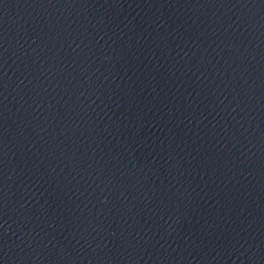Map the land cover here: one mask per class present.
Here are the masks:
<instances>
[{
  "label": "water",
  "instance_id": "water-1",
  "mask_svg": "<svg viewBox=\"0 0 264 264\" xmlns=\"http://www.w3.org/2000/svg\"><path fill=\"white\" fill-rule=\"evenodd\" d=\"M0 264H264V0H0Z\"/></svg>",
  "mask_w": 264,
  "mask_h": 264
}]
</instances>
